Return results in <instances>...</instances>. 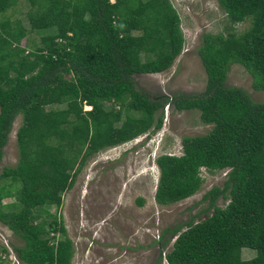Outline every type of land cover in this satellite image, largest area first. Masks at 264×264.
I'll return each instance as SVG.
<instances>
[{
  "label": "trees",
  "instance_id": "obj_1",
  "mask_svg": "<svg viewBox=\"0 0 264 264\" xmlns=\"http://www.w3.org/2000/svg\"><path fill=\"white\" fill-rule=\"evenodd\" d=\"M20 1L30 29L44 31L38 44L22 45L20 21L1 18ZM217 2L231 24L250 25L203 35L204 90L149 96L134 75L167 70L185 41L170 0H0V160L21 116L16 162L0 171V223L23 241L14 247L21 262L72 264L73 241L50 208L61 205L91 156L159 129L171 104L198 110L210 129L183 136L181 154L156 157L155 201L172 204L196 193L201 169L228 171L222 188L203 195L209 213L176 235L167 263L264 264V102L225 84L237 62L264 91V0ZM242 248L255 255L242 259Z\"/></svg>",
  "mask_w": 264,
  "mask_h": 264
},
{
  "label": "rangeland",
  "instance_id": "obj_2",
  "mask_svg": "<svg viewBox=\"0 0 264 264\" xmlns=\"http://www.w3.org/2000/svg\"><path fill=\"white\" fill-rule=\"evenodd\" d=\"M180 16L185 39L180 54L173 64L160 73L135 74L136 86L149 96L175 93H199L205 88L206 74L198 53L205 33L244 32L249 19L231 24L217 0H170ZM27 6L20 1L1 18L18 19L27 31L22 45L38 44L44 31L31 30ZM231 26V27H230ZM252 76L233 62L229 65L226 85L242 88L253 101L264 102V91L252 86ZM87 106L83 110H87ZM162 126L147 131L125 143L104 149L91 156L71 188L62 196L59 207H51L63 222L73 241L72 264H167L168 251L186 222L200 221L208 204L203 195L212 187L222 188L228 170L201 169L200 189L193 195L172 204H158L154 199L159 170L155 159L159 154H181L183 136L204 134L210 125L201 122L199 111H177L171 104L163 107ZM21 123L18 115L8 133L0 160L10 166L17 159L16 130ZM139 199L142 203L139 204ZM10 201L5 198L4 202ZM226 200L219 196L216 204ZM174 234L165 229L176 228ZM170 231V230H168ZM23 241L0 223V264H25L16 256L14 247ZM255 255L249 248L241 249V258Z\"/></svg>",
  "mask_w": 264,
  "mask_h": 264
},
{
  "label": "clouds",
  "instance_id": "obj_3",
  "mask_svg": "<svg viewBox=\"0 0 264 264\" xmlns=\"http://www.w3.org/2000/svg\"><path fill=\"white\" fill-rule=\"evenodd\" d=\"M85 106H87V105H85ZM166 252H167V251H166ZM166 252H165V253H166ZM165 253H164V255H165ZM164 257H165V256H164ZM167 264H168V263H167Z\"/></svg>",
  "mask_w": 264,
  "mask_h": 264
},
{
  "label": "built area",
  "instance_id": "obj_4",
  "mask_svg": "<svg viewBox=\"0 0 264 264\" xmlns=\"http://www.w3.org/2000/svg\"><path fill=\"white\" fill-rule=\"evenodd\" d=\"M87 108H89V109H90V106H87Z\"/></svg>",
  "mask_w": 264,
  "mask_h": 264
}]
</instances>
